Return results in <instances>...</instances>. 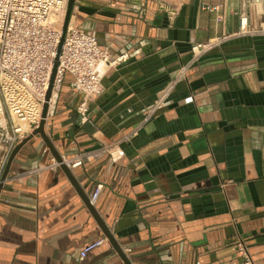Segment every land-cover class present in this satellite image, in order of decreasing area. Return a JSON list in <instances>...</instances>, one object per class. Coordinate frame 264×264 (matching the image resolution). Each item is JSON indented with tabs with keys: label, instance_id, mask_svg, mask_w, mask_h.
Returning a JSON list of instances; mask_svg holds the SVG:
<instances>
[{
	"label": "crops",
	"instance_id": "crops-1",
	"mask_svg": "<svg viewBox=\"0 0 264 264\" xmlns=\"http://www.w3.org/2000/svg\"><path fill=\"white\" fill-rule=\"evenodd\" d=\"M241 8V0H74L71 24L93 30L110 60L127 56L101 65L102 91L85 122L65 73L45 131L59 154L123 149L115 161L102 151L70 171L87 197L102 185L93 206L132 264H232L238 239L264 264V31L233 35L197 59L191 52L237 31ZM246 10L264 24L262 4ZM181 66L169 104L141 122ZM51 158L35 134L10 161L0 264H124L60 167L12 177Z\"/></svg>",
	"mask_w": 264,
	"mask_h": 264
},
{
	"label": "built area",
	"instance_id": "built-area-1",
	"mask_svg": "<svg viewBox=\"0 0 264 264\" xmlns=\"http://www.w3.org/2000/svg\"><path fill=\"white\" fill-rule=\"evenodd\" d=\"M67 2L68 0H0V183L3 181V171L14 147L31 133L41 119ZM251 2L257 1L241 0L237 31L194 43L191 46L193 59L221 46L233 35L264 31V24L256 25L251 22V15L246 10V5ZM257 3L264 6V0ZM161 6L170 17L176 12L173 7L163 3ZM142 8L144 3L140 10H143ZM204 8L214 10L217 6L206 5ZM126 56V53H122L110 60L109 53L98 45L93 30L72 25L69 20L52 81L46 121L54 107L65 73L72 76L74 91L82 95L76 110L80 120L87 121L90 116L88 101L102 91L101 65L109 60L111 63L121 61ZM185 69V66H181L157 91L153 101L145 108L141 122H146L157 109L169 104L175 86L185 78ZM135 132L133 129L132 134ZM102 151L113 161L124 154L120 145L112 142L104 145L101 151H77L72 154H60V157L71 169L93 159ZM57 167L59 162L51 158L48 162H39L33 167L16 172L12 177L37 176L44 169ZM101 188L100 183L92 188L88 194L90 204L94 205ZM105 241L106 238L101 237L87 243L80 250L79 259H84L90 251ZM236 246L241 259L232 264H254L247 246L241 239L237 240Z\"/></svg>",
	"mask_w": 264,
	"mask_h": 264
},
{
	"label": "water",
	"instance_id": "water-1",
	"mask_svg": "<svg viewBox=\"0 0 264 264\" xmlns=\"http://www.w3.org/2000/svg\"><path fill=\"white\" fill-rule=\"evenodd\" d=\"M73 5H74V0H68L67 6H66V11H65V14H64V18H63V23H62V26H61V35H60V38H59V42L57 44L56 54H55V57H54V60H53V65H52L50 79H49V84H48V89H47L45 97H44V103H43L42 111H41V119H40L38 125L31 131V133L29 135H27L24 139H22L14 147V149L11 152V155H10V157L8 159V162H7L6 166H5V169L3 171L2 180L6 177L10 161L12 160V158H13L14 154L17 152V150L21 147V145L23 143H25L30 138V136L38 134L41 137V139L43 140V142L45 143V145L48 147V149H49L51 155L53 156V158L57 162H59V167L65 173L66 177L68 178V180L70 181V183L72 184L74 189L80 195V197L82 198V201L84 202V204L86 205V207L88 208V210L90 211V213L92 214V216L94 217V219L96 220L98 225L100 226L103 234L106 236V238L108 239L109 243L112 245V247L114 248L116 253L119 255V257L123 261V263L124 264H132L131 261L129 260V258L127 257V255L123 252L121 247L114 240L113 236L109 232L108 227L104 224L102 219L96 213L94 206L89 203L86 193L80 187V185L78 184V182L76 181V179L72 175V172L70 171V169L66 166V164H64L61 161V157H60L59 152L54 148L51 140L49 139V137H48V135L46 134V131H45L46 116H47V112H48V100H49V97H50L52 81H53V77H54L55 72H56V67H57V64H58V56H59V53H60V50H61V46H62V43H63L64 34L66 32V28H67V25L69 23V19H70L71 13H72ZM1 186H2V183H0V189H1Z\"/></svg>",
	"mask_w": 264,
	"mask_h": 264
},
{
	"label": "bare ground",
	"instance_id": "bare-ground-1",
	"mask_svg": "<svg viewBox=\"0 0 264 264\" xmlns=\"http://www.w3.org/2000/svg\"><path fill=\"white\" fill-rule=\"evenodd\" d=\"M257 2H259V0H256ZM258 5H260L259 3H258Z\"/></svg>",
	"mask_w": 264,
	"mask_h": 264
},
{
	"label": "rangeland",
	"instance_id": "rangeland-1",
	"mask_svg": "<svg viewBox=\"0 0 264 264\" xmlns=\"http://www.w3.org/2000/svg\"><path fill=\"white\" fill-rule=\"evenodd\" d=\"M58 25H59V23H58ZM62 26V25H61Z\"/></svg>",
	"mask_w": 264,
	"mask_h": 264
}]
</instances>
